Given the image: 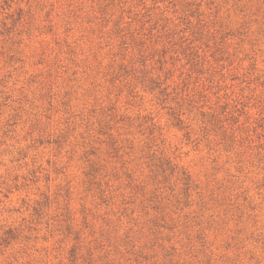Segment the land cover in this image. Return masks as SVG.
Masks as SVG:
<instances>
[{"label":"rangeland","instance_id":"1","mask_svg":"<svg viewBox=\"0 0 264 264\" xmlns=\"http://www.w3.org/2000/svg\"><path fill=\"white\" fill-rule=\"evenodd\" d=\"M0 264H264V0H0Z\"/></svg>","mask_w":264,"mask_h":264}]
</instances>
